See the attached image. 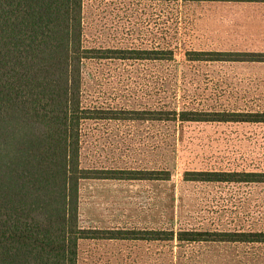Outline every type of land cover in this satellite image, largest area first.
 Masks as SVG:
<instances>
[{
	"label": "rangeland",
	"instance_id": "374dc122",
	"mask_svg": "<svg viewBox=\"0 0 264 264\" xmlns=\"http://www.w3.org/2000/svg\"><path fill=\"white\" fill-rule=\"evenodd\" d=\"M84 28L87 48L175 54L162 62L87 60L85 107L264 113V62L186 55L264 53V0H87ZM82 134L85 168L172 174L161 183L83 181V227L264 231V185L183 181L187 171L264 172V123L88 120ZM130 244H122L123 256L119 244L107 243L94 258L102 264H264L260 242Z\"/></svg>",
	"mask_w": 264,
	"mask_h": 264
},
{
	"label": "trees",
	"instance_id": "16d2710c",
	"mask_svg": "<svg viewBox=\"0 0 264 264\" xmlns=\"http://www.w3.org/2000/svg\"><path fill=\"white\" fill-rule=\"evenodd\" d=\"M85 1L0 0V264H100L89 260L87 249L100 254L102 249H96L113 242L264 243V231L81 225L83 181L172 180L169 170L83 167L84 122L264 123V113L85 107L87 60L162 62L174 61L175 55L171 49L87 48ZM186 55L191 61L264 62V53L188 51ZM183 181L264 185V172L187 171Z\"/></svg>",
	"mask_w": 264,
	"mask_h": 264
},
{
	"label": "crops",
	"instance_id": "0c3cea01",
	"mask_svg": "<svg viewBox=\"0 0 264 264\" xmlns=\"http://www.w3.org/2000/svg\"><path fill=\"white\" fill-rule=\"evenodd\" d=\"M113 243H115V244H119L118 249H117V250H119V251H118L117 254H119V255H123V256H124V255H125V254H124V251H122V246H123L122 244H124V243H123V242H113ZM90 246H91V245H90ZM130 246H132V247L136 246V242L131 243V244L129 245V247H130ZM134 248H135V247H134ZM96 250L99 251V250H101V248H100V249H96ZM93 252H94V251H93L92 249H87V252H86V254H88L87 257H89V260H90L91 262H94L92 256H93V255H96V256H97V254H98V253H97V254H92ZM126 254H127V253H126ZM95 262H96V263H97V262L99 263V259H96ZM86 264H87V263H86ZM100 264H102V263L100 262ZM105 264H107V263H105Z\"/></svg>",
	"mask_w": 264,
	"mask_h": 264
}]
</instances>
